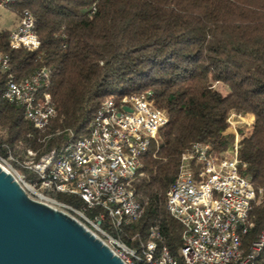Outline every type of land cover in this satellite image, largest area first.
<instances>
[{"label": "trees", "instance_id": "obj_1", "mask_svg": "<svg viewBox=\"0 0 264 264\" xmlns=\"http://www.w3.org/2000/svg\"><path fill=\"white\" fill-rule=\"evenodd\" d=\"M5 7L34 16L40 44L34 51L12 50V32L0 30V52L10 58L8 70L0 69V158L12 157L30 180L22 168L28 150L36 160L58 153L88 133L104 100L150 93L169 120L133 184L142 216L118 230L106 216L104 230L140 251L150 228L158 227L160 245L184 264L183 228L167 210L181 156L197 142L215 153L228 151L235 139L230 115L249 116L240 173L257 192L252 235L264 232V0H10ZM41 69L50 70L40 91L51 95L56 115L37 129L3 92L10 77L23 81ZM211 83L224 84L229 93ZM45 195L83 206L76 195ZM100 211L93 209L89 218Z\"/></svg>", "mask_w": 264, "mask_h": 264}, {"label": "built area", "instance_id": "obj_2", "mask_svg": "<svg viewBox=\"0 0 264 264\" xmlns=\"http://www.w3.org/2000/svg\"><path fill=\"white\" fill-rule=\"evenodd\" d=\"M9 1L0 0V7ZM39 44L36 19L24 11L11 33L10 48L34 51ZM9 64V55L0 52V69L7 71ZM49 78V69L23 81L10 77L3 92L7 102L24 107L26 118L37 129H44L56 115L51 95L40 91L48 86ZM150 97V93H142L119 101L104 100L85 136L38 160L34 151H27L22 168L32 174L30 180L14 169L11 174L28 197L77 219L125 264H180L160 245L158 227L150 228L140 251L104 230L106 216L115 230L142 216L133 184L142 175L143 156L153 144L158 145L160 130L169 120ZM238 117L232 113L229 123L237 126L232 119ZM247 132L235 129V142L224 153L212 152L208 144L197 142L181 156L177 178L167 191V210L183 228L179 256L184 264H264V232L252 235L257 192L240 173V167H245L239 159L240 142ZM0 159L13 162L12 157ZM46 191L76 195L83 206L76 209L60 204L47 197ZM95 208L101 211L89 218Z\"/></svg>", "mask_w": 264, "mask_h": 264}, {"label": "water", "instance_id": "obj_3", "mask_svg": "<svg viewBox=\"0 0 264 264\" xmlns=\"http://www.w3.org/2000/svg\"><path fill=\"white\" fill-rule=\"evenodd\" d=\"M0 264L125 263L77 219L28 197L0 166Z\"/></svg>", "mask_w": 264, "mask_h": 264}, {"label": "rangeland", "instance_id": "obj_4", "mask_svg": "<svg viewBox=\"0 0 264 264\" xmlns=\"http://www.w3.org/2000/svg\"><path fill=\"white\" fill-rule=\"evenodd\" d=\"M21 19V15H17L16 13H14L12 10L6 8L5 6L0 7V30L2 29H7L10 30L11 32H13L14 30L17 29L19 22ZM211 86L214 90L220 92L223 95H226L229 93V88L227 86H225L222 83H211ZM237 116H239V120H235L236 122H238V125H232V131H234L235 129L238 130L239 133L242 132H247L245 135H249L252 131V127H251V123H252V119L249 116H243L241 114L235 113ZM230 121V118H229ZM235 142V139H234ZM231 153L227 154V157H230ZM0 166L5 169L8 170L10 173H12V169L16 170L21 176H23V172L21 169H15L13 162L11 160H6V163H4L1 159H0ZM59 209V208H57ZM78 218V217H77ZM79 219V218H78Z\"/></svg>", "mask_w": 264, "mask_h": 264}, {"label": "bare ground", "instance_id": "obj_5", "mask_svg": "<svg viewBox=\"0 0 264 264\" xmlns=\"http://www.w3.org/2000/svg\"><path fill=\"white\" fill-rule=\"evenodd\" d=\"M5 171L9 172L8 170H5Z\"/></svg>", "mask_w": 264, "mask_h": 264}]
</instances>
